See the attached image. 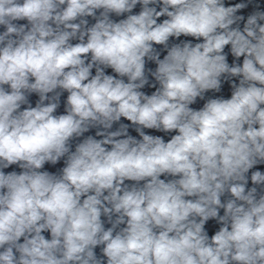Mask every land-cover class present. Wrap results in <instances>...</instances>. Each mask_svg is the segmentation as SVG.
I'll return each mask as SVG.
<instances>
[{"label":"clouds","instance_id":"9594fccd","mask_svg":"<svg viewBox=\"0 0 264 264\" xmlns=\"http://www.w3.org/2000/svg\"><path fill=\"white\" fill-rule=\"evenodd\" d=\"M0 29V264H264V0H0Z\"/></svg>","mask_w":264,"mask_h":264},{"label":"water","instance_id":"95a60500","mask_svg":"<svg viewBox=\"0 0 264 264\" xmlns=\"http://www.w3.org/2000/svg\"><path fill=\"white\" fill-rule=\"evenodd\" d=\"M223 97L228 98V97H230V95H226V96H223ZM203 103H204V101L198 100L196 104L192 105V107L193 108H196V109H199L200 107L203 106ZM63 112H64V109H58L57 114H61ZM122 122L123 123H126V124H129L130 123V122L126 121V120H123ZM115 127H118V125H114V128ZM145 131L148 132L149 134H153V135H163L165 140H168L170 138V135H171V134L165 135L163 133L156 132L155 130H145ZM129 133L132 136L139 138L138 137V134L131 127L129 128ZM85 135L86 136L87 135H95V129L91 130L89 133H86ZM77 142H79V141H73V150H74L75 143H77ZM61 167H63V161H61V163L57 164L54 167L53 166H50V165H47V164L45 165V169L48 170V171H50V172H53V173H57L58 170ZM13 169H15L16 171H20V169L16 168V166H12V168L6 169V171H12ZM262 170H264V166H262ZM162 178H164V177H162ZM128 183H131V182H128ZM249 186H251V182H249ZM108 226H110V225H108L106 223V227H108ZM215 227L216 226L214 225L213 222H209V224L207 225V228H208V231H209V235H212ZM44 235L46 236V238H50V234L49 233L45 232ZM97 251H99V249H97Z\"/></svg>","mask_w":264,"mask_h":264}]
</instances>
